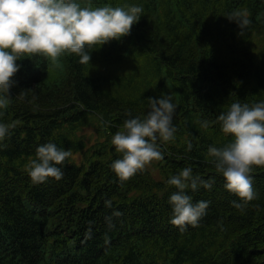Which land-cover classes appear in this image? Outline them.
<instances>
[{
	"label": "trees",
	"instance_id": "1",
	"mask_svg": "<svg viewBox=\"0 0 264 264\" xmlns=\"http://www.w3.org/2000/svg\"><path fill=\"white\" fill-rule=\"evenodd\" d=\"M77 2L144 11L130 35L93 49L89 64L70 53L17 61L0 117L16 125L0 141V264H264V166L251 173L256 198L239 210L207 151L233 140L212 123L232 103L264 101V0ZM244 8L252 23L239 35L226 16ZM162 94L177 105L175 139L151 163L157 175L147 166L121 182L112 136ZM86 127L97 133L91 145ZM48 142L73 155L59 165L62 179L33 183L26 165ZM184 167L215 182L186 190L210 205L197 227L181 231L170 223L177 189L167 180Z\"/></svg>",
	"mask_w": 264,
	"mask_h": 264
},
{
	"label": "clouds",
	"instance_id": "2",
	"mask_svg": "<svg viewBox=\"0 0 264 264\" xmlns=\"http://www.w3.org/2000/svg\"><path fill=\"white\" fill-rule=\"evenodd\" d=\"M143 11V6L138 5L92 7L89 3L82 7L77 0H0V117L5 115L11 101L10 90L17 83L14 77L20 70L17 61L22 56L42 54L55 62L63 53H70L79 57L80 64H89L91 51L97 46L130 35ZM249 16L244 8L226 17L237 24L239 35H243L252 23ZM148 100L150 110L146 116L124 120L122 130L111 139L116 151L122 154L111 164L121 182L143 172L153 161L163 160L162 145L175 139L177 128L173 117L177 105L172 102V95L162 94ZM212 123H219L222 132L233 137L223 147L213 145L207 151L216 172L225 180L226 190L241 201H233V206L243 210L257 196L251 175L253 168L264 166V101L252 106L232 103ZM15 126V123L0 122V141ZM208 126V121L202 124L204 128ZM191 149L192 144L188 142V150ZM72 155L71 150L52 142L38 146L36 158L26 165L31 180L44 183L48 178L62 179L64 172L59 165ZM214 182V178L205 180L194 175L191 167L172 175L167 183L177 191L168 201L173 213L170 223L181 231L189 225L197 227L207 214L210 202L194 203L186 190L196 191L199 186L210 189Z\"/></svg>",
	"mask_w": 264,
	"mask_h": 264
},
{
	"label": "rangeland",
	"instance_id": "3",
	"mask_svg": "<svg viewBox=\"0 0 264 264\" xmlns=\"http://www.w3.org/2000/svg\"><path fill=\"white\" fill-rule=\"evenodd\" d=\"M81 134L85 135L84 138L87 140L88 145H91L94 142V140L96 138V135H97V133H95L93 127L84 128L83 131L81 132ZM75 158L77 160H81V154H77ZM153 162L155 164V161H153ZM148 167H149V169H153L154 170V174L157 175L156 169L151 164Z\"/></svg>",
	"mask_w": 264,
	"mask_h": 264
}]
</instances>
